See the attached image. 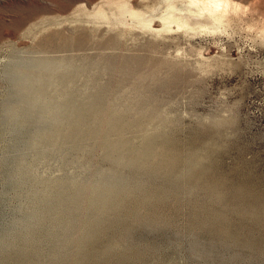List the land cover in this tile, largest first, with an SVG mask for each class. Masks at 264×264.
Segmentation results:
<instances>
[{
	"label": "rangeland",
	"instance_id": "1",
	"mask_svg": "<svg viewBox=\"0 0 264 264\" xmlns=\"http://www.w3.org/2000/svg\"><path fill=\"white\" fill-rule=\"evenodd\" d=\"M232 1L0 0V264H264V0ZM107 107L119 151L74 131Z\"/></svg>",
	"mask_w": 264,
	"mask_h": 264
},
{
	"label": "bare ground",
	"instance_id": "2",
	"mask_svg": "<svg viewBox=\"0 0 264 264\" xmlns=\"http://www.w3.org/2000/svg\"><path fill=\"white\" fill-rule=\"evenodd\" d=\"M189 2H190L189 8H187V9L185 8L183 10L181 8H179V9L176 8V9H178L177 10L178 13H175L173 11L169 12L168 14L160 16L159 19L157 20V22L163 21V24H164L163 29L164 30L169 29V31H170L173 27H176L177 29L181 30V29L189 26L188 25L189 22L184 20L186 17V12H188V16L193 17L196 20L198 17H202V15L207 14V15H209V18H211V20L221 23L223 21L224 17L229 12V10L232 9L233 7H237V5L232 0H189ZM193 6L196 7L197 9L192 10ZM234 9H236V8H234ZM234 9H233V11H234ZM140 14H142V13H140ZM143 14H145V13H143ZM136 15H138V14H136ZM144 17H146V15ZM149 18H150V16H149ZM225 18H227V17H225ZM151 19H153V18H151ZM154 19H155V17H154ZM152 21L153 20H150L148 22V24L151 25V23H153ZM222 24H223V22H222ZM189 27H191V26H189ZM207 29H209V28L207 27ZM40 77H42V76H40ZM40 80H42V79H39V81ZM61 94H63V93H61ZM60 97L63 98V95ZM55 98H56V96H55ZM57 99H55V101ZM90 112H91V117H92V121H91L90 125H86L84 122L77 121L74 124L75 125L74 131L77 132V134L80 136H87V137L90 136L91 138L96 139L97 141L100 142V145H102L107 150L119 151V150L125 148L126 141L124 139V130H125L126 126H128V122H125L122 120L121 113H119V111L117 109L111 108V107H107V108L102 109V110H100V109L99 110H90ZM140 113H142V116L148 117L147 111L141 110ZM109 135H112L114 137V139L110 140V141L107 140L106 137ZM170 193H171L170 191H168L167 189H164V190H161V192L159 191V194L157 195V197L159 198V200L162 201V200L166 199L169 195H171ZM115 196H116L115 190L108 188L107 186H105L104 184H101V183H99V185L94 184L93 186L92 185L80 186V187L78 186V189H77V192L75 195V202L77 204L74 202L75 203L74 205H77V207H76L77 209H79V208L83 209L85 207V205L88 204V205H91L92 207H95L96 209L101 210V211H103L104 209L109 210L110 205L114 204L116 201ZM71 213H72V211H71ZM63 214H64V212H63ZM78 222H76V223H78ZM78 226H79V224H78ZM94 226H95L96 230H98V229L100 230V228H101V225L97 219L94 221Z\"/></svg>",
	"mask_w": 264,
	"mask_h": 264
}]
</instances>
